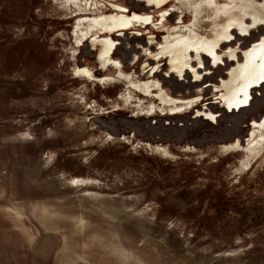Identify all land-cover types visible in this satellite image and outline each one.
Instances as JSON below:
<instances>
[{
    "label": "water",
    "instance_id": "obj_1",
    "mask_svg": "<svg viewBox=\"0 0 264 264\" xmlns=\"http://www.w3.org/2000/svg\"><path fill=\"white\" fill-rule=\"evenodd\" d=\"M0 264H264V67L140 144L57 0H0Z\"/></svg>",
    "mask_w": 264,
    "mask_h": 264
},
{
    "label": "rangeland",
    "instance_id": "obj_2",
    "mask_svg": "<svg viewBox=\"0 0 264 264\" xmlns=\"http://www.w3.org/2000/svg\"><path fill=\"white\" fill-rule=\"evenodd\" d=\"M58 3L141 144L264 63V0Z\"/></svg>",
    "mask_w": 264,
    "mask_h": 264
},
{
    "label": "bare ground",
    "instance_id": "obj_3",
    "mask_svg": "<svg viewBox=\"0 0 264 264\" xmlns=\"http://www.w3.org/2000/svg\"><path fill=\"white\" fill-rule=\"evenodd\" d=\"M58 1V0H57ZM65 15H66V13H65ZM67 16V15H66ZM67 18H68V16H67ZM68 20H69V18H68ZM69 22H70V20H69ZM71 23V22H70ZM71 25H72V23H71ZM72 27H73V25H72ZM73 29H74V27H73ZM75 30V29H74ZM75 32H76V30H75ZM76 34H77V32H76ZM77 36H78V34H77ZM79 37V36H78ZM79 39H80V37H79ZM80 41H81V39H80ZM81 43H82V41H81ZM83 44V43H82ZM83 46H84V44H83ZM264 53V52H263ZM264 60V59H263ZM94 65H95V63H94ZM95 67H96V65H95ZM96 69H97V67H96ZM98 70V69H97ZM98 72H99V70H98ZM99 74H100V72H99ZM101 75V74H100ZM101 77H102V75H101ZM102 79H103V77H102ZM103 81H104V79H103ZM105 82V81H104ZM105 84H106V82H105ZM106 86H107V84H106ZM107 88H108V86H107ZM109 89V88H108ZM109 91H110V89H109ZM110 93H111V91H110ZM112 94V93H111ZM114 98V97H113ZM114 100H115V98H114ZM115 102H116V100H115ZM117 103V102H116ZM117 105H118V103H117ZM118 107H119V105H118ZM120 108V107H119ZM120 110H121V108H120ZM121 112H122V110H121ZM122 114H123V112H122ZM124 115V114H123ZM139 143H140V141H139ZM141 144V143H140Z\"/></svg>",
    "mask_w": 264,
    "mask_h": 264
},
{
    "label": "flooded vegetation",
    "instance_id": "obj_4",
    "mask_svg": "<svg viewBox=\"0 0 264 264\" xmlns=\"http://www.w3.org/2000/svg\"><path fill=\"white\" fill-rule=\"evenodd\" d=\"M254 25H255V24H254ZM245 56H246V59L253 60V59L255 58L256 55H255V56L252 55L253 57H252V56H248V55H245ZM256 58H257V57H256ZM263 67H264V63L262 62V66H259V68L257 69V71H258L259 69L263 68Z\"/></svg>",
    "mask_w": 264,
    "mask_h": 264
}]
</instances>
